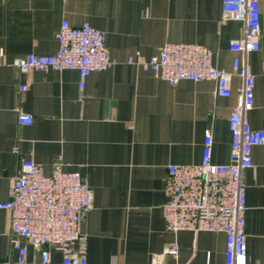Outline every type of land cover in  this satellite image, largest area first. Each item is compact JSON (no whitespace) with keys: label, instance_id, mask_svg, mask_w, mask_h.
<instances>
[{"label":"crops","instance_id":"1","mask_svg":"<svg viewBox=\"0 0 264 264\" xmlns=\"http://www.w3.org/2000/svg\"><path fill=\"white\" fill-rule=\"evenodd\" d=\"M221 9L222 0H0V201L10 198L21 160L34 159L48 175L62 156L64 170L80 172L94 191L83 226L89 264H151L174 243L179 254L164 255V264H225L224 232L169 231L163 204L169 166L200 163L207 129L213 161L229 162L228 118L242 80L231 75L232 94L221 97L212 80L172 85L128 62L168 42L199 43L212 50L215 66L231 70L242 53L229 42L244 27L222 22ZM260 10L261 48L248 54L256 76L247 114L254 128H264V0ZM63 19L88 21L107 36L112 64L89 74L83 89L76 70L22 72L14 64L30 53L55 52ZM23 113L32 124L19 123ZM243 180L248 264H264V144L254 148ZM22 242L25 262L11 247V213L0 209V264H43L40 252ZM51 250L53 264L61 263L62 254Z\"/></svg>","mask_w":264,"mask_h":264},{"label":"built area","instance_id":"2","mask_svg":"<svg viewBox=\"0 0 264 264\" xmlns=\"http://www.w3.org/2000/svg\"><path fill=\"white\" fill-rule=\"evenodd\" d=\"M261 1L222 0L221 21H240L244 27L243 35L229 42L231 50L242 53L233 58L231 70L215 66L212 50L199 43L168 42L149 58L140 54L128 58L129 63L151 71L172 85L182 80H212L216 95L221 97L232 94L231 75H238L242 80V88L228 118L229 162L213 161L214 138L212 131L207 129L200 163L169 166L163 204L169 231L224 232L225 264H248L247 186L243 172L253 166L254 148L264 144V128H254L247 117L254 107L256 88V76L248 54L261 48ZM57 39L59 44L55 52L30 53L17 58L14 64L22 72L76 70L81 89L89 74L107 70L112 64L106 33L88 21L74 25L63 19ZM20 89L25 90L26 86ZM18 121L21 125L32 124L34 118L23 113ZM14 150L18 147L14 146ZM63 166V157L58 156L52 172L47 175L34 159L21 160L8 191L10 198L0 201V209L11 213V247L18 250L19 262H25L27 247L22 239H26L40 252L43 264H53L51 247L63 256L59 264H89L88 235L83 226L94 206V191L80 172L66 171ZM166 254L177 257V244L154 254L151 264H164Z\"/></svg>","mask_w":264,"mask_h":264}]
</instances>
